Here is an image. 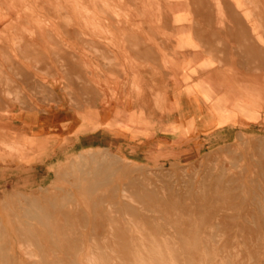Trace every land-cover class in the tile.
<instances>
[{
	"label": "crops",
	"instance_id": "1",
	"mask_svg": "<svg viewBox=\"0 0 264 264\" xmlns=\"http://www.w3.org/2000/svg\"><path fill=\"white\" fill-rule=\"evenodd\" d=\"M220 3L183 0L118 25L0 0V223L10 204L12 221L42 224L36 236L85 226L100 152L157 167L264 141V0Z\"/></svg>",
	"mask_w": 264,
	"mask_h": 264
},
{
	"label": "rangeland",
	"instance_id": "2",
	"mask_svg": "<svg viewBox=\"0 0 264 264\" xmlns=\"http://www.w3.org/2000/svg\"><path fill=\"white\" fill-rule=\"evenodd\" d=\"M181 1L27 3L34 9H67L69 21L109 17L120 25L132 13L143 16V9H171ZM211 1L220 6V0ZM109 155L100 152L94 163L100 188L94 191V212L91 205L83 207L88 223L57 231L58 239L36 236L44 229L33 219L21 215L12 221L6 204L0 264H264V141L157 167L133 166ZM79 192L87 201V191ZM56 217L51 219L62 224Z\"/></svg>",
	"mask_w": 264,
	"mask_h": 264
},
{
	"label": "bare ground",
	"instance_id": "3",
	"mask_svg": "<svg viewBox=\"0 0 264 264\" xmlns=\"http://www.w3.org/2000/svg\"><path fill=\"white\" fill-rule=\"evenodd\" d=\"M208 1H209V0H208ZM221 1H223V0H221ZM221 1H219V4H221V3H220ZM226 1H227V0H226ZM248 1H250V0H248ZM52 2H53V1H52ZM57 2H58V1H57ZM57 2H56V4H57ZM202 3H204V2H202ZM250 3H251V2H249V4H250ZM259 4H260V3H259ZM250 5H251V4H250ZM230 6H231V5H230ZM234 6H235V4H234ZM206 7H208V6H206ZM212 7H214V6H212ZM217 7H218V6H217ZM219 7H220V6H219ZM222 7H223V6H222ZM222 7H221V9L224 8V7H223V8H222ZM227 7L229 8V5H227ZM231 7H232V6H231ZM47 8H48V6H47ZM209 9H210V8H209ZM226 9H227V8H226ZM229 9H231V8H229ZM204 10H205V9H204ZM204 10H203L202 12H204ZM168 11L170 12V10H168ZM220 11H221V10H219V12H218V9H217V12H218V13H220ZM192 12H193V11H192ZM202 12H201V14H204V13H205V12H204V13H202ZM214 12H216V11H214ZM214 12H211V13L213 14ZM206 13H209V12L207 11ZM172 14H173V12H172ZM191 14H193V13H191ZM215 14H216V13H215ZM207 15H208V14H207ZM207 15H206V16H207ZM209 15H210V13H209ZM213 15H214V14H213ZM216 15H217V14H216ZM206 16H205V17H206ZM223 16H224V17H223ZM195 17H196V16H195ZM202 17H203V16H200L201 19H203ZM211 17H213V16L211 15ZM217 17H218V16H217ZM219 17H220V16H219ZM222 17H223V18H226V19H224V20H227V17H226L224 14L222 15ZM200 18H199V19H200ZM206 18H209V16L206 17ZM220 18H221V17H220ZM228 18H229V16H228ZM230 18H231V17H230ZM230 18H229V19H230ZM229 19H228V20H229ZM220 20H221V19H220ZM218 21H219V20H218ZM230 21H231V20H230ZM230 21H229V22H230ZM229 22H228V23H229ZM226 23H227V22H226ZM162 24H163V23H162ZM172 24H173V23H172ZM197 24H198V23H197ZM159 25H160V24H159ZM198 25H199V24H198ZM198 25H197V26H198ZM209 25H210V24H209ZM212 25H213V24H212ZM212 25H211V27H212ZM224 25H225V24H224ZM160 26H161V25H160ZM219 26H222V25H219ZM147 27H149V26H147ZM185 27H186V26H185ZM226 27H227V25H226ZM194 28H195V27H194ZM196 28H197V27H196ZM212 28H213V27H212ZM221 28H223V26H222ZM175 29H176V28H175ZM198 29H199V28H198ZM204 29H205V28H204ZM207 29H208V28H207ZM219 29H220V27H219ZM153 30H154V29H153ZM184 30H185V28H184ZM189 30H190V29H189ZM189 30H188V31H189ZM194 30H195V29H194ZM209 30H210V29H209ZM212 30H213V29H211V31H212ZM175 31H176V30H175ZM195 31H196V30H195ZM205 31H206V30H205ZM199 32H201V31L199 30ZM209 32H210V31H209ZM210 33L212 34V32H210ZM184 34H185V33H184ZM196 34H197V33H196ZM198 34H199V33H198ZM206 34H207V33H204V34H203V37H204V35H206ZM159 35H160V34H159ZM200 35H202V34H200ZM208 36H209V35H208ZM220 36H221V34H220ZM154 37H155V36H154ZM201 37H202V36H201ZM205 37H206V36H205ZM129 38H130V37H129ZM162 38H163V37H162ZM208 38H209V37H208ZM213 38H214V37H213ZM50 39H51V38H50ZM50 39H49V40H50ZM139 39H140V38H139ZM159 39H160V38H159ZM199 39H200V38H199ZM210 39H211V38H210ZM141 40H142V38H141ZM141 40H140V41H141ZM157 40H158V39H157ZM215 40H216V38H215ZM218 40H221V39H218ZM218 40H217V41H218ZM212 41H213V40H212ZM22 42H24V41H22ZM87 42H88V41H87ZM151 42H152V41H151ZM151 42H150V43H151ZM158 42H159V41H158ZM161 42H162V41H161ZM169 42H171V41H169ZM214 42H215V41H214ZM24 43H25V42H24ZM30 43H31V42H30ZM150 43H149V44H150ZM206 43H207V42H206ZM208 43H209V42H208ZM91 44H92V43H91ZM97 44H98V43H95L96 46H97ZM99 44H100V43H99ZM130 44H131V43H130ZM140 44H141V43H140ZM187 44H188V43H187ZM202 44H203V43H202ZM202 44H201V46H202ZM34 45H35V44H34ZM93 45H94V42H93ZM95 45H94V46H95ZM144 45H145V44H144ZM144 45H141V46H144ZM147 45H148V44H147ZM159 45H160V44H159ZM96 46H95V47H96ZM133 46H134V45H133ZM148 46H149V45H148ZM164 46H165V44H164ZM207 46H208V45H207ZM87 47H90V44H89V46H87ZM92 47H93V46H92ZM92 47H91V49H92ZM95 47H94L93 49H95ZM97 47H98V46H97ZM102 47H103V46H102ZM203 47H204V46H202V48H203ZM29 48H30V47H29ZM29 48H28V49H29ZM143 48H144V47H143ZM143 48H142V49H143ZM150 48H151V47H150ZM150 48H149V49H150ZM163 48H165V47H163ZM168 48H169V47H168ZM33 49H34V48H33ZM136 49H137V48H136ZM142 49H141V50H142ZM146 49H147V48H146ZM149 49H147V50H149ZM103 50H104V49H103ZM180 50H181V49H180ZM27 51H28V50H27ZM30 51H31V50H30ZM34 51H35V50H34ZM100 51H101V50H99L98 52H100ZM134 51H136V50H134ZM149 51H152V48H151V50H149ZM166 51H167V50H166ZM201 51H202V50H201ZM102 52H103V51H102ZM102 52H101V53H102ZM131 52H133V51H131ZM157 52H158V51H157ZM203 52H204V51H203ZM26 53H27V52H26ZM29 53H30V52H29ZM58 53H59V52H58ZM103 53H105V51H104ZM137 53H139V50L137 51ZM33 54H34V53H33ZM54 54H55V53H54ZM59 54H61V53H59ZM107 54H108V53H107ZM135 54H136V53H135ZM174 54H175V53H174ZM176 54H177V53H176ZM39 55H40V54H39ZM64 55H65V54H64ZM70 55H72V54H70ZM97 55H99V53H98ZM101 55H102V54H101ZM139 55L141 56V54H139ZM155 55H156V54H155ZM203 55H204V54H203ZM72 56H74V55H72ZM147 56H148V55H147ZM156 56H157V55H156ZM180 56H181V55H180ZM37 57H38V56H37ZM41 57H43V56H41ZM61 57H64V56H61ZM68 57H70V56L68 55ZM111 57H112V56H111ZM39 58H40V57H39ZM47 58H48V57H47ZM103 58H104V61H106L105 59L108 60L109 57H108V58L103 57ZM178 58H179V57H178ZM181 58H182V56H181ZM64 59H65V57H64ZM137 59H138V58H137ZM154 59H155V58H154ZM156 59L158 60L159 58L157 57ZM100 60H101V59H100ZM149 60H150V59H149ZM148 62H149V61H148ZM153 62H154V61H153ZM156 64H157V63H156ZM159 65H160V64H159ZM167 66H168V65H167ZM160 67L163 68L162 65H161ZM161 68H160V69H161ZM161 70H162V69H161ZM152 71H153V69H152ZM163 72H164V71H163ZM156 73H157V72H156ZM147 74H148V73H147ZM165 74H166V73H165ZM241 137H243V136H241ZM109 151H110V150H109ZM77 165H78V164H77ZM79 165H81V164H79ZM82 171H83V170H82ZM94 172H95V171H94ZM97 173H98V172H97ZM103 174H104V173H103ZM94 175H95V174H94ZM125 195H126V193H125ZM125 195H124V196H125ZM63 198H64V197H63ZM70 220H71V219H70ZM96 220H97V219H96ZM42 221H43V220H42ZM61 221H62V220H61ZM48 224H49V223H48ZM41 225H42V224H41ZM55 225H56V224H55ZM28 226H29V225H28ZM52 226H53V225H52ZM60 226H61V225H60ZM60 226H58V228H59ZM63 226H64V225H63ZM32 228H33V227H32ZM37 228H39V226H37ZM46 228H47V227H46ZM61 228L64 230L63 227H61ZM61 228H59L58 231H60ZM34 229H35V228H34ZM48 229H50V228H48ZM53 229H55V228H53ZM31 230H32V229H31ZM50 230H51V229H50ZM56 230H57V229H56ZM65 231H66V230H65ZM32 232H33V231H32ZM54 233H55V232H54ZM58 233H59V232H58ZM54 235H55V234H54ZM56 235H58V234H56ZM65 236H66V235H65ZM35 237H36V236H35ZM38 237H39V236H38ZM56 237H57V236H56ZM60 238L63 239V235H62V237H60ZM57 239H58V238H57ZM54 242H55V241H54ZM59 242H60V241H59ZM49 245H50V244H49ZM58 245H59V244H58ZM58 245H57V246H58ZM52 246H53V245H52ZM124 252H127V251L125 250Z\"/></svg>",
	"mask_w": 264,
	"mask_h": 264
}]
</instances>
